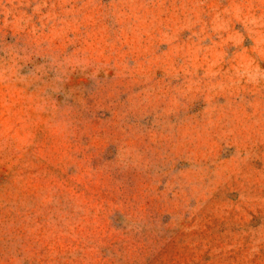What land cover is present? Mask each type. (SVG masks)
<instances>
[{"label":"rangeland","instance_id":"374dc122","mask_svg":"<svg viewBox=\"0 0 264 264\" xmlns=\"http://www.w3.org/2000/svg\"><path fill=\"white\" fill-rule=\"evenodd\" d=\"M0 264H264V0H0Z\"/></svg>","mask_w":264,"mask_h":264}]
</instances>
